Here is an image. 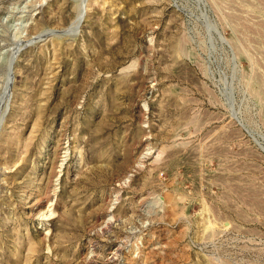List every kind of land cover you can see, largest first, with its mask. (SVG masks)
Instances as JSON below:
<instances>
[{"label":"rangeland","instance_id":"374dc122","mask_svg":"<svg viewBox=\"0 0 264 264\" xmlns=\"http://www.w3.org/2000/svg\"><path fill=\"white\" fill-rule=\"evenodd\" d=\"M0 264H264V0H0Z\"/></svg>","mask_w":264,"mask_h":264},{"label":"water","instance_id":"95a60500","mask_svg":"<svg viewBox=\"0 0 264 264\" xmlns=\"http://www.w3.org/2000/svg\"><path fill=\"white\" fill-rule=\"evenodd\" d=\"M84 1H86V0H84ZM84 13H85V10L83 11L82 16L80 17V19L78 21L77 28H75L74 30L60 28V29H56L55 31H58V32H67V31H75V30H77L79 28L80 22H81V20H82V18L84 16Z\"/></svg>","mask_w":264,"mask_h":264},{"label":"bare ground","instance_id":"6f19581e","mask_svg":"<svg viewBox=\"0 0 264 264\" xmlns=\"http://www.w3.org/2000/svg\"><path fill=\"white\" fill-rule=\"evenodd\" d=\"M82 11H83V10H82ZM84 14H85V13H84ZM80 17H81V14H80V13L77 14V15L75 16L74 20H73V23L70 25L69 28H72V26H75V25L78 23ZM74 28H75V27H74ZM17 50H18V49H17Z\"/></svg>","mask_w":264,"mask_h":264}]
</instances>
